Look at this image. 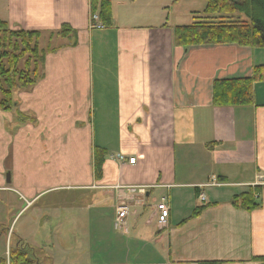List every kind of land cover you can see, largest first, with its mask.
<instances>
[{"label": "crops", "instance_id": "1", "mask_svg": "<svg viewBox=\"0 0 264 264\" xmlns=\"http://www.w3.org/2000/svg\"><path fill=\"white\" fill-rule=\"evenodd\" d=\"M109 1L99 30L92 0H0V20L40 32L45 53L40 80L0 107V224L17 202L34 210L40 240L18 238L49 264H264V81L251 105L213 104L217 80L264 64L235 45H178L174 0ZM127 151L135 165L117 160ZM256 188L257 209L234 205Z\"/></svg>", "mask_w": 264, "mask_h": 264}, {"label": "trees", "instance_id": "2", "mask_svg": "<svg viewBox=\"0 0 264 264\" xmlns=\"http://www.w3.org/2000/svg\"><path fill=\"white\" fill-rule=\"evenodd\" d=\"M207 16L218 15L217 21H196L175 30L178 45L189 48L199 45H233L264 48V0H206ZM93 14L99 13L105 26L112 23V3L109 0H92ZM199 18H196V20ZM72 33L64 28L60 35ZM41 33L14 30L0 20V102L1 109L9 111L16 91L33 87L42 77L45 53L41 49ZM7 60V61H6ZM25 60V62H24ZM24 62V68L20 64ZM18 80V82H17ZM264 81V65L255 68L252 77L217 80L213 86L215 106H246L254 103V86ZM106 153H95V175L103 178ZM256 188L234 199L236 207L249 211L259 207ZM28 246V247H27ZM10 264H40L33 258V249L22 239H17L10 251ZM3 264H6L5 262Z\"/></svg>", "mask_w": 264, "mask_h": 264}, {"label": "rangeland", "instance_id": "3", "mask_svg": "<svg viewBox=\"0 0 264 264\" xmlns=\"http://www.w3.org/2000/svg\"><path fill=\"white\" fill-rule=\"evenodd\" d=\"M207 9V2L206 0H174L172 3H170L169 9H167L165 16L169 18V21L174 25H191L196 21H217L219 16L218 15H212L207 16L205 13ZM196 18H199L196 20ZM42 38V37H41ZM41 41V40H40ZM235 47H239L241 49H245L244 51H251L255 52L257 57L256 60L258 64H264V48H253V47H241L237 44H233ZM243 55V54H242ZM241 55V56H242ZM7 61V60H6ZM25 62V60H24ZM22 62L20 64L21 68H24ZM251 76L252 73H249ZM18 82V80H17ZM32 88V87H31ZM30 88V89H31ZM19 91H16L14 96ZM2 98V95H1ZM12 108L15 107L16 100L13 97L12 100ZM3 110V109H2ZM18 120L21 122H25L26 118L21 116V114L18 112ZM118 160V159H117ZM119 161V160H118ZM8 173L6 174V181H7ZM24 203L17 202V207L13 208L11 210V214L6 216L5 226H2L0 224V258L1 260H7L9 256L7 255L8 251V240L7 238L10 237L9 246L12 249L15 247L17 239H19V232H27V234L30 235L31 238L37 237V240H40V237L37 234L36 231H33V220L34 218V210H24L22 213L21 210L24 207ZM9 211L6 212V214ZM19 214V215H18ZM17 217L15 222L13 223V220ZM12 224H14L12 226ZM12 226V227H11ZM5 229V230H4ZM11 229V231H10ZM28 247V246H27ZM30 247V245H29ZM32 247H30L31 249ZM33 249V258L38 260L40 264H49L47 259L45 258L44 254L41 253V251H38V249ZM11 251V250H10ZM9 253V252H8Z\"/></svg>", "mask_w": 264, "mask_h": 264}, {"label": "built area", "instance_id": "4", "mask_svg": "<svg viewBox=\"0 0 264 264\" xmlns=\"http://www.w3.org/2000/svg\"><path fill=\"white\" fill-rule=\"evenodd\" d=\"M90 26L92 29H105L106 26L101 23L100 17L98 14H92L91 16V21H90ZM117 159L122 162V163H128L130 165H135L137 163V156L135 153H132L130 151H127L121 155L117 156ZM259 182L264 183V174L259 177ZM202 201L205 200V197L201 195L199 197ZM128 205H122L118 208V213L119 216H124L128 214ZM158 210L160 211V216H159V222L161 225H166L168 223V219L170 216V209L165 205H159Z\"/></svg>", "mask_w": 264, "mask_h": 264}, {"label": "water", "instance_id": "5", "mask_svg": "<svg viewBox=\"0 0 264 264\" xmlns=\"http://www.w3.org/2000/svg\"><path fill=\"white\" fill-rule=\"evenodd\" d=\"M11 182V180H10V174H8V176H7V183H10Z\"/></svg>", "mask_w": 264, "mask_h": 264}]
</instances>
